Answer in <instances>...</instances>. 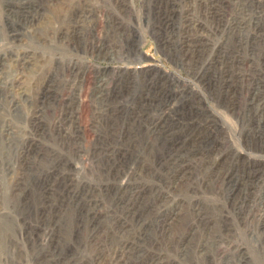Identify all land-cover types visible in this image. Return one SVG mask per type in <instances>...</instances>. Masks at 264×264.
Returning <instances> with one entry per match:
<instances>
[{
    "label": "rangeland",
    "instance_id": "rangeland-1",
    "mask_svg": "<svg viewBox=\"0 0 264 264\" xmlns=\"http://www.w3.org/2000/svg\"><path fill=\"white\" fill-rule=\"evenodd\" d=\"M0 264H264V0H0Z\"/></svg>",
    "mask_w": 264,
    "mask_h": 264
},
{
    "label": "bare ground",
    "instance_id": "bare-ground-1",
    "mask_svg": "<svg viewBox=\"0 0 264 264\" xmlns=\"http://www.w3.org/2000/svg\"><path fill=\"white\" fill-rule=\"evenodd\" d=\"M26 5V4H25ZM184 169V168H183ZM188 170H189V168H188ZM185 171H186V169H185Z\"/></svg>",
    "mask_w": 264,
    "mask_h": 264
}]
</instances>
